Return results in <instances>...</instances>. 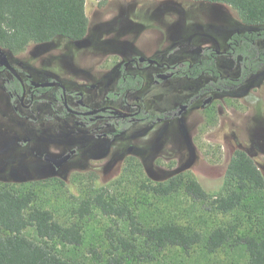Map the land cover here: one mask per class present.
<instances>
[{
	"label": "rangeland",
	"instance_id": "1",
	"mask_svg": "<svg viewBox=\"0 0 264 264\" xmlns=\"http://www.w3.org/2000/svg\"><path fill=\"white\" fill-rule=\"evenodd\" d=\"M178 4V0H86L88 32L81 46H73L63 38L55 39L52 45L62 50L59 59L64 67L71 64L72 56L85 53L104 57L102 65L108 69L110 61L119 63L131 50L141 57L171 54V61L175 62L184 59L186 52L210 43L217 51L226 49L229 35L237 30L232 9L192 3L195 14L185 17ZM33 45L22 53L36 52ZM250 86L252 89L216 96L213 123L192 120L187 129L180 121L171 122L168 136L162 139L157 132L147 133L145 125L134 127L133 134L144 133L124 144L126 148L132 146L133 152L127 155L125 149L122 160L115 155L107 161L82 157L79 166L73 162L58 171L35 156L38 152L34 145L39 138L35 126L28 121L6 124L0 119V187L30 193L34 204L47 210L55 221L74 225L80 231V247L48 243L72 264H99L97 255L104 254L107 248L108 229L128 228L98 208L84 218L75 214L84 198L96 194L102 193L114 203L127 206L152 225L164 221L182 226L200 223L201 229L227 225L230 220L210 207L214 198L204 204L196 203L187 194L186 186L196 181L205 191L217 192L236 150L244 151L264 177V72L253 77ZM157 93L152 90L153 95ZM169 93L161 103L168 107L180 100L178 91L172 89ZM17 138L20 143L15 147L12 140ZM26 139L32 142L24 143ZM197 161L213 167V171L193 168ZM172 179L178 184L174 193L165 197L154 193V188L167 186ZM244 229L230 232L229 244L211 255L209 264H246L247 256L237 244L240 234L251 231L250 226ZM24 234L36 240L32 229Z\"/></svg>",
	"mask_w": 264,
	"mask_h": 264
},
{
	"label": "trees",
	"instance_id": "2",
	"mask_svg": "<svg viewBox=\"0 0 264 264\" xmlns=\"http://www.w3.org/2000/svg\"><path fill=\"white\" fill-rule=\"evenodd\" d=\"M85 2L0 0V48L20 54L32 44L58 38L83 40L88 32ZM192 2L228 7L236 14L237 29H246L232 36L236 40L233 59L238 67L239 83L264 70V0H178L185 17L193 14ZM199 52L194 48L185 54ZM197 68H192L196 71L194 76L198 75ZM211 117L213 123L215 117ZM177 186L172 179L169 185L153 191L165 197L174 193ZM186 191L196 203L204 204L214 198L210 207L230 220L227 225L217 224L210 229H201L200 223L182 226L173 221L152 225L102 193L84 198L75 208L79 218L98 208L128 227L126 231L108 229L107 248L104 254L97 255L98 263L209 264L210 256L229 244L230 232L250 226L251 231L237 237V244L247 256L246 264H264V177L244 151L234 152L217 192L205 191L196 181L188 183ZM29 229L34 231L36 240L24 234ZM50 241L76 248L83 244V237L74 225L57 222L47 210L36 206L30 193L1 186L0 264H72L49 246Z\"/></svg>",
	"mask_w": 264,
	"mask_h": 264
},
{
	"label": "flooded vegetation",
	"instance_id": "3",
	"mask_svg": "<svg viewBox=\"0 0 264 264\" xmlns=\"http://www.w3.org/2000/svg\"><path fill=\"white\" fill-rule=\"evenodd\" d=\"M245 30L233 31L224 51L210 43L211 47H198L199 53L172 62L171 54L141 57L131 50L119 63L110 61L109 69L102 65L104 57L85 53L75 54L64 67L59 59L62 50L52 41L34 44L36 52L27 54L0 48V119L6 124L28 121L35 126L39 137L35 156L55 171L69 163L81 164L82 157L106 160L115 155L122 160L125 149L127 155L133 152L132 146L124 144L144 133L133 134L134 127L145 125L147 133L166 138L171 122L180 121L188 129L192 120L202 123L215 117L216 96L252 89L250 81L264 70L239 83L233 59L236 40L232 36ZM83 40L66 41L80 47ZM4 58L10 69L2 64ZM193 67L199 68L196 76ZM172 89L180 93V100L170 107L161 104ZM152 90L158 93L153 95ZM12 143L16 147L20 139ZM17 150L22 152V148ZM69 153L59 168L45 159L46 155L59 159ZM193 168L213 171L199 161Z\"/></svg>",
	"mask_w": 264,
	"mask_h": 264
},
{
	"label": "water",
	"instance_id": "4",
	"mask_svg": "<svg viewBox=\"0 0 264 264\" xmlns=\"http://www.w3.org/2000/svg\"><path fill=\"white\" fill-rule=\"evenodd\" d=\"M0 55H2L1 51H0ZM140 61H143V58H140ZM2 64H5V66H7L10 69V67L7 64L5 58H4V61L2 62ZM44 85H50V84H44ZM71 153H73V152H71ZM71 153H69L68 155H66V156H64L62 158H59V159L46 155L45 159H46L47 162L52 163L56 168H59V167H61L62 165H64L68 161V159L70 158V154Z\"/></svg>",
	"mask_w": 264,
	"mask_h": 264
}]
</instances>
